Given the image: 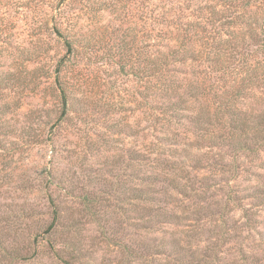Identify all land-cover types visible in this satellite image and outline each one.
Segmentation results:
<instances>
[{"label": "rangeland", "instance_id": "rangeland-1", "mask_svg": "<svg viewBox=\"0 0 264 264\" xmlns=\"http://www.w3.org/2000/svg\"><path fill=\"white\" fill-rule=\"evenodd\" d=\"M179 9L210 39L148 98L146 45ZM263 19L264 0H0V264H264V145L214 121L229 101L264 118Z\"/></svg>", "mask_w": 264, "mask_h": 264}, {"label": "trees", "instance_id": "trees-1", "mask_svg": "<svg viewBox=\"0 0 264 264\" xmlns=\"http://www.w3.org/2000/svg\"><path fill=\"white\" fill-rule=\"evenodd\" d=\"M246 7H250L249 3L247 2ZM174 9H172L173 11ZM170 11V12H172ZM59 13V11H58ZM152 17V16H151ZM197 17V16H196ZM195 16H192V14H185L184 12L179 10H176V14L172 13H165V11L161 12V16H159V19L162 20V22L159 20L160 23H158L161 27L164 25H170L172 27V30H174L173 34H169V32L165 29V34H168L169 37L165 40H162L165 38V35L158 33L157 34V39L161 40H150V42L146 45L147 49V54H146V77L149 83L148 87V93L147 97L148 98H156L157 96H163L162 99H165L168 93L173 89V86L171 84L174 83L173 79H175L174 73H179L178 70L180 68H185L189 66V63H192L195 61V59L198 57V53L203 52L206 47H207V41L210 39L209 37H206L204 33L207 32L205 27H202L204 25H199L197 22V19H202L197 18ZM192 18L195 19L196 22L192 21ZM155 19V18H154ZM168 19V20H167ZM170 20V22H169ZM205 24V22L203 23ZM163 25V26H162ZM199 25V26H198ZM257 31L259 32V36L261 38V46L264 47V19L261 21V24L258 25ZM53 34L58 37L59 39H62L64 36L60 33V30L54 25L52 28ZM171 36V37H170ZM259 38V37H258ZM173 39L174 45H171V40ZM213 40V39H212ZM211 40V41H212ZM225 40V39H224ZM218 39V42L221 44L227 45L229 43V40L227 39L226 41ZM63 47L66 50V54L70 55L72 53V43L67 39L64 38L63 40ZM165 41V43H164ZM233 42V41H232ZM230 44V43H229ZM234 47L231 45V51L229 52V56H239L237 53V49L239 46L237 43L234 41L233 42ZM174 46V48L172 47ZM198 50L197 56H193V51ZM228 51V50H226ZM219 53H222V51H218V55H215V59L218 61L219 59ZM211 52L207 55H210ZM224 54L226 55V52L224 51ZM223 54V56H224ZM234 54V55H232ZM205 55L203 58L206 60L208 59V56ZM224 57L221 59L223 60ZM65 67V62L63 60H59L56 63V67L53 71L54 79H55V85H57V89L60 92V97H61V103H62V113L66 112L67 110V96L65 95L64 89L59 85L58 79L59 75L62 71V69ZM174 67H178L177 70L173 71V75L171 76V72ZM257 67H253L248 70V73L252 76V80L257 82H260L261 80L264 79V72L261 74H257ZM168 77V79H167ZM174 77V78H173ZM188 87L193 89V84H191ZM198 88V86H197ZM189 89V90H192ZM202 94H205V91L201 88H199ZM189 93V92H188ZM187 93V95H188ZM198 93V92H197ZM193 94L190 98L193 100L197 101L198 99V94ZM204 105V104H203ZM172 107L166 108L169 109L167 112L172 111L171 114L168 116L166 114V111L161 112V115H166L167 118H178L176 114H174L176 111H178L177 105H171ZM206 108L207 105H205ZM180 111V110H179ZM224 114L219 118H215L214 121L217 123V127L220 126L221 129H224L227 131L226 135H229L228 140L232 143V146L235 148L238 147L239 150L244 149V151H254V150H249V146L247 144L248 138L247 133L249 130L251 132H254L253 135L254 137L252 138L253 140L256 138V143H259L260 145H264V118L259 117V119L256 117L255 119H246V117H241L242 112L238 110L235 107V102L229 101L224 105L223 108ZM203 117L198 118L196 117L195 123L200 124L202 123L203 125H207L206 127H211L213 124H211L212 118L209 116L207 111H202ZM168 120V119H167ZM262 127V128H261ZM257 129V131L255 130ZM212 130V128H211ZM214 131V130H213ZM262 131V132H261ZM243 147V148H242ZM160 149H162L160 147ZM156 155L159 157L164 155V152H159L155 151ZM139 193L137 198L135 200H140L141 202L147 203L148 205H152L151 200L147 199V194H144L142 191L139 190ZM136 197V195H134ZM230 198L226 199V202H230ZM50 209L52 213V224L51 226H55V223L57 220H59V210L54 204L52 200H50ZM66 263V262H64Z\"/></svg>", "mask_w": 264, "mask_h": 264}]
</instances>
